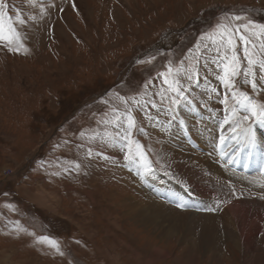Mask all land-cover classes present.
<instances>
[{
  "label": "rangeland",
  "instance_id": "rangeland-1",
  "mask_svg": "<svg viewBox=\"0 0 264 264\" xmlns=\"http://www.w3.org/2000/svg\"><path fill=\"white\" fill-rule=\"evenodd\" d=\"M4 3L24 48L9 51L7 43L0 41V264H264V192L249 187L236 192L227 184L228 173H223L227 179L219 178V185L234 190L241 206L247 203L249 208L213 212L210 208L219 204L209 201L223 202L221 193L215 197L198 194L202 202L180 210L176 200L181 190L183 196L194 191L184 171L190 166L171 168L163 152L164 145L179 141L182 157L188 146L206 159L214 158L211 130L202 132L201 143L191 134L174 132L180 122L176 117L193 114L190 108L217 109L223 114L221 101L226 95L229 110L234 104L218 78L222 69L212 62L219 59L214 48L205 51L201 47L198 55L197 44L226 14L264 23V0ZM17 16L25 23H18ZM237 51L246 70L242 44ZM170 63L174 70L180 68L183 96L166 90L159 75L167 72ZM191 65H196L198 83L195 77L187 79ZM255 71L261 86V73L258 68ZM236 85L255 101L264 102L262 87L253 91L243 83V75ZM70 108L74 111L68 119L59 121ZM128 110L136 120L131 139L143 146L150 173L140 163L124 159L126 149L119 138L124 129L117 133L104 123L116 114L126 118ZM235 115L243 120L249 113L236 107ZM252 120H243L240 126ZM258 126L250 135L264 143V127ZM105 134L108 138L101 139ZM191 139L198 146L189 145ZM171 151L166 146V152ZM251 165V175L264 179L260 173L264 159ZM156 180L170 182L179 193L169 192L168 186L157 185ZM38 197L43 201H36ZM151 202L178 212L182 223L174 234L156 230L141 219L140 204L151 206ZM228 202L235 205V200ZM187 225L198 241L214 242L204 235L217 236L219 251L206 252L201 247L189 251L180 241ZM230 232L239 243H234ZM44 236L58 241L63 255L46 242H38ZM105 253L108 260L101 256Z\"/></svg>",
  "mask_w": 264,
  "mask_h": 264
},
{
  "label": "bare ground",
  "instance_id": "bare-ground-1",
  "mask_svg": "<svg viewBox=\"0 0 264 264\" xmlns=\"http://www.w3.org/2000/svg\"><path fill=\"white\" fill-rule=\"evenodd\" d=\"M189 111L193 112V114L189 115L184 112L183 114L181 113L176 117L180 120V122L177 120L179 126L175 127L174 132H177L179 130L180 134L182 135V133H184L185 135H187L186 137H190L189 135L191 134L195 140L201 143L203 141L202 132L211 130L212 132L209 133L212 139L215 138V143L212 144L214 147L213 150H210V154L214 158L206 159L205 156L198 155L193 149H189L190 147L188 146L186 147L187 149L186 156L182 157L180 156L181 150L179 151L180 148L178 146L182 144H180L179 141L178 142L172 141L171 142L172 145L171 144L164 145L163 152L166 154L165 157L168 159L167 165L171 166V168H178V169L183 168L182 165H186V166L189 165L190 167L188 168V170L183 168L185 169L184 171L186 173L185 177L188 176L190 183L194 184V186H192L194 189L193 192L190 191L188 194H186L185 192L187 196H183L182 194L183 191L181 190L180 199L176 200V203L181 204L178 209L182 210L185 207L191 206L193 203L202 202L204 199L200 200L198 194H202L208 197H213V196L215 197L222 193L225 201L224 200L223 202L221 200L216 201L214 199H212L211 202L209 201V204L218 203L219 205H221V206L213 205L210 208L213 209V212L217 213V211L222 209L223 211L220 210L222 213L224 212L226 207H227L226 212L228 213H231V211L234 210L243 212L244 209L249 208V205L246 203L243 204V206H241L242 204L241 197L236 198L234 190L229 191L228 188L222 187V184L219 185L220 183L219 178H223V180L226 181L227 178L223 177V173H228L229 176L228 179L231 180L230 182L228 181L227 184L231 186L230 187L231 189L232 187H234L236 192H239V189H242L241 187H243V189H247V187H249L254 190H261L264 192V179H262L260 175H256V174L251 175V170H252L251 164L253 162L254 164H258L261 159H264V143L259 142L260 140L258 136L255 134L251 135L254 136L255 143L254 144L249 143V136L244 135V132L242 131V129H244L247 126L253 129L257 125H261L258 126L257 128H263L264 124L257 123L256 120L253 119L249 125H245V123H243L242 127L240 126L239 128H236L237 121H239L240 123L244 121L241 120L237 115H231L229 112L225 111V113L220 114V111L217 109L209 112L195 107L190 108ZM226 117L228 119V123H225ZM188 118L192 119L193 122H189ZM182 119H184V123H185L184 125L182 123ZM190 125L194 127V129L196 130V134L190 132V128H189ZM233 128H236L235 133L233 132ZM215 133L217 135H215ZM227 135L229 136L227 137ZM222 136L225 141L223 144L221 143ZM173 138H177V136L173 135ZM194 139H191L188 142L189 145L196 144V146H198V143ZM166 146L170 150H172L171 153L166 152ZM257 149L258 151L256 152ZM172 153L175 156H173ZM250 154L252 155L253 159L249 161ZM193 155L196 156L193 157ZM245 156L246 159L244 160ZM259 156L261 159L256 160L255 158ZM220 165L223 167V169L221 168ZM257 170H260V165ZM245 174L251 175V177L250 176L247 177ZM155 182L157 185L161 184L168 186L169 192L175 191V194L179 193L177 190H174L176 186L175 185L172 186V184H169L170 182H166L163 180H156ZM157 188L158 186L154 187V189H156V191L159 194H161L162 192ZM170 196L174 198L173 194ZM43 199L44 198L42 197H38L36 201L42 202ZM230 199H232L233 201L235 200L234 203L235 205L230 206V204H228L229 203L228 201H230ZM150 204L151 206L140 204L142 207L141 213L143 214L141 219L144 221H148L147 224L152 226L156 230H160L161 232L164 233L174 234V231L176 230V226L182 223L178 219V216H176L178 212L172 209H167L166 208L167 206L162 203L151 202ZM199 205L201 204L199 203ZM258 206L259 205H255V208H257ZM157 217H163V219L158 220ZM193 230L194 229L190 227V231H189V226L187 225L186 233L184 234L183 231L180 234V241L185 243V246H187L186 248L189 251L196 252L197 249L200 250L201 248H203L204 251L206 252L219 251L218 249L219 247L217 246V239H218L217 236H215L214 238V236L211 235H204L206 238L210 240H215L214 242L209 240L198 241L199 239L197 240L196 235L193 234ZM230 233L234 243L235 244L239 243V240L235 236V234L232 232ZM101 256H103L104 259L106 260H108L109 258L107 256V253L101 254Z\"/></svg>",
  "mask_w": 264,
  "mask_h": 264
},
{
  "label": "snow or ice",
  "instance_id": "snow-or-ice-1",
  "mask_svg": "<svg viewBox=\"0 0 264 264\" xmlns=\"http://www.w3.org/2000/svg\"><path fill=\"white\" fill-rule=\"evenodd\" d=\"M5 8L6 4L4 0H0V41H5L7 43L9 51L19 52L21 48H24L21 34L16 27H14L11 17L4 11ZM16 19L21 25L25 23L20 16H17ZM235 21L244 22L236 24L234 23ZM205 41L209 43H205ZM238 44H242L243 46L244 59L247 61L246 70L241 66L237 51ZM201 47H203L205 51L214 48L219 57L218 60L214 59L212 62L222 69V74H220L218 78L225 88L230 91L231 98L234 102L232 109L229 110L228 96H225L221 103L225 105L226 112L235 115L236 107H239L246 113H249V115L243 116L244 121L255 119L257 123L264 124V102L255 101L247 92L237 88L236 85L237 78L243 75V83L250 84L253 91H256L258 87H262V90H264V23H257L247 16H228L226 14L224 17H221L220 22L217 23L209 33L201 37V41L197 44L196 48L198 55L202 54ZM256 68H258L261 73L259 76V80L262 82L261 86H258L256 82ZM188 72L187 79L192 81L195 77L194 82L198 83L199 73L196 69V65H191ZM179 73L180 68L174 70L170 63L167 72H162L159 75L163 78L164 85L167 86L166 90L183 96V89L180 86V80L178 78ZM170 76L174 78L169 79ZM213 91L215 90L213 89ZM160 94L163 95V93ZM120 99L124 100L123 97ZM173 103L178 102L174 100ZM152 107H156V104L153 103ZM104 123L111 125L116 129L117 133H119L120 128L124 129V132L119 134L123 147L126 149L124 159L130 163H140L145 173H150L152 169L143 152V146L138 141L131 139L136 127V120L131 110H128L126 118L124 119H122L121 115L116 114L111 120H105ZM225 123H228L227 117ZM239 127L240 122L237 121L236 128ZM236 128H233L234 133L236 132ZM242 131L246 136H249V143L254 144V136L249 135L251 133V128H244ZM100 138L106 139L108 135L105 134ZM111 139L115 140L116 136H112ZM224 142V138L221 137V143L223 144ZM133 145H135V150L133 149ZM38 242H46L59 252L60 255H63L60 251L58 241L44 236L39 237Z\"/></svg>",
  "mask_w": 264,
  "mask_h": 264
},
{
  "label": "trees",
  "instance_id": "trees-1",
  "mask_svg": "<svg viewBox=\"0 0 264 264\" xmlns=\"http://www.w3.org/2000/svg\"><path fill=\"white\" fill-rule=\"evenodd\" d=\"M190 24H191V23H190ZM73 111H74V109L70 108L66 113L64 112L65 114L62 115V118H60L59 121H61V122H62V120H65V121H66V120L68 119V118H66V117H69V116L73 113ZM66 114H67V115H66ZM65 118H66V119H65ZM61 122H60V123H61Z\"/></svg>",
  "mask_w": 264,
  "mask_h": 264
},
{
  "label": "flooded vegetation",
  "instance_id": "flooded-vegetation-1",
  "mask_svg": "<svg viewBox=\"0 0 264 264\" xmlns=\"http://www.w3.org/2000/svg\"><path fill=\"white\" fill-rule=\"evenodd\" d=\"M189 128H190V132H191V133H193V134H196V130L194 129V127H193V126H191V125H190V127H189Z\"/></svg>",
  "mask_w": 264,
  "mask_h": 264
},
{
  "label": "built area",
  "instance_id": "built-area-1",
  "mask_svg": "<svg viewBox=\"0 0 264 264\" xmlns=\"http://www.w3.org/2000/svg\"><path fill=\"white\" fill-rule=\"evenodd\" d=\"M7 176H9V174H6Z\"/></svg>",
  "mask_w": 264,
  "mask_h": 264
}]
</instances>
